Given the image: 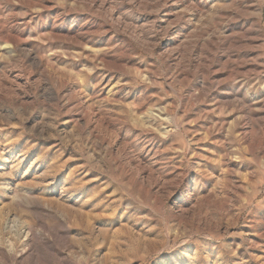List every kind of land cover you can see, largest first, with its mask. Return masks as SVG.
Segmentation results:
<instances>
[{
    "label": "rangeland",
    "instance_id": "1",
    "mask_svg": "<svg viewBox=\"0 0 264 264\" xmlns=\"http://www.w3.org/2000/svg\"><path fill=\"white\" fill-rule=\"evenodd\" d=\"M0 264H264V0H0Z\"/></svg>",
    "mask_w": 264,
    "mask_h": 264
}]
</instances>
